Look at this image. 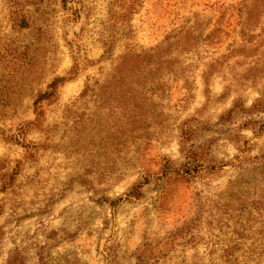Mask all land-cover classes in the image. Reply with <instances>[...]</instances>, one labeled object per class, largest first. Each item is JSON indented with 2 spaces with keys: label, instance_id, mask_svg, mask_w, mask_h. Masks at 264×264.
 <instances>
[{
  "label": "rangeland",
  "instance_id": "obj_1",
  "mask_svg": "<svg viewBox=\"0 0 264 264\" xmlns=\"http://www.w3.org/2000/svg\"><path fill=\"white\" fill-rule=\"evenodd\" d=\"M65 256L264 264V0H0V264Z\"/></svg>",
  "mask_w": 264,
  "mask_h": 264
},
{
  "label": "trees",
  "instance_id": "obj_2",
  "mask_svg": "<svg viewBox=\"0 0 264 264\" xmlns=\"http://www.w3.org/2000/svg\"><path fill=\"white\" fill-rule=\"evenodd\" d=\"M63 3H66V0H62ZM123 11L121 14L117 16L120 24H125V22L130 20V13H133V9H135L134 5L124 3L122 6ZM158 47V46H157ZM111 50V48H109ZM161 57V52L159 48L151 49L147 52H133L128 51L123 54L117 64H115L113 68V72L111 77L107 81V89H114L118 85L123 83H129L132 87L130 92H128L129 97L128 101L131 106V110H136V104H140L141 101L144 100L140 90L139 84L134 83L140 77L143 72L144 67L148 64L149 61L154 59H159ZM160 63V62H159ZM72 78V77H71ZM70 78L68 77H57L55 78L48 87V90L40 95V100H51L56 98L57 88L62 85L64 82L68 81ZM134 85V86H133ZM137 197V196H136ZM58 261L56 260L54 264H70V257H60ZM45 264H51V262H46Z\"/></svg>",
  "mask_w": 264,
  "mask_h": 264
}]
</instances>
